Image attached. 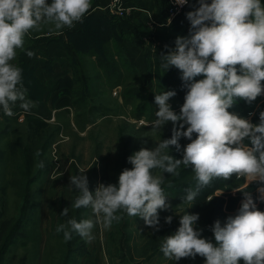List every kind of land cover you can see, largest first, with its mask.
I'll use <instances>...</instances> for the list:
<instances>
[{
	"label": "clouds",
	"instance_id": "clouds-1",
	"mask_svg": "<svg viewBox=\"0 0 264 264\" xmlns=\"http://www.w3.org/2000/svg\"><path fill=\"white\" fill-rule=\"evenodd\" d=\"M188 0H176L183 5ZM200 6L187 13L191 22L190 35L177 37L175 49L161 57V67L174 66L182 72L188 92L180 114L168 103L174 90L155 96L158 105L153 128H162L171 121L179 127L173 135L154 148H141L131 155L132 168L124 169L117 184H99L89 189L86 169L72 175L70 186L77 196L74 209L91 208L94 218H70L57 226L65 241L78 234L87 243L94 239L97 225L108 229L121 219L118 213L141 217L150 227L159 225L160 210L167 209V195L162 187L163 173L178 175L183 164L191 165L197 187L189 189L186 201L191 203L201 187L213 178L226 180L235 176L247 183L260 185L259 200L264 201V111L259 123L230 112L237 98L252 103L264 94V3L262 0H199ZM91 0H0V110L13 116V105L19 102L24 112L36 106L27 98L22 68L14 61L23 51L25 38L41 23L54 24L57 33L82 22L91 8ZM27 55H35L27 51ZM203 75V79L196 80ZM185 125L188 127L184 130ZM196 134L195 138L193 135ZM187 138L183 158L169 154L171 146L180 147L179 139ZM251 146L245 144V139ZM39 155V153H38ZM39 167H44L41 162ZM156 170H159L157 173ZM244 199L235 215L222 225L217 220L212 228L215 242L203 238L195 225L199 214L181 216L180 226L164 238L161 250L165 257L176 261L197 255L205 264H264V211L257 207L250 191L237 186ZM211 200V199H210ZM69 208L61 215L67 217ZM172 217L166 218L171 223Z\"/></svg>",
	"mask_w": 264,
	"mask_h": 264
},
{
	"label": "rangeland",
	"instance_id": "rangeland-1",
	"mask_svg": "<svg viewBox=\"0 0 264 264\" xmlns=\"http://www.w3.org/2000/svg\"><path fill=\"white\" fill-rule=\"evenodd\" d=\"M156 1L159 4L166 3L165 0ZM208 2L211 3V0H208ZM262 3H264V0H262ZM126 4L134 8L133 12L135 11V14L117 16L110 12L108 4L102 7L99 3L94 8V12L99 14L97 17L105 14L108 17H116L120 21L130 19L135 24L140 25L141 21L143 22L140 14L143 13L145 8L147 9L146 4L140 0H126ZM199 6V0H191L185 14L195 11ZM87 25L90 27L95 25L100 28L104 27L103 23L102 25L98 24L97 18H89ZM155 27L150 25L148 30L143 27L147 31L144 33L147 35V38L143 39L145 43L149 42L148 37H151V31ZM72 28H65L58 34L54 24L49 23L31 30L30 34L34 38L35 35L42 37V34L50 32L52 35L45 39L47 42L55 41L66 47V66L70 71L67 69L64 73V70L62 71L64 63L56 57L55 60H52L42 55L41 59H37L34 55L28 62L27 51H34L39 39L35 41L31 36H26L24 50H18L14 63L22 68L23 85L30 92L27 93V98L34 101L36 106L26 113L19 107V102H17L13 105L15 113L13 116H7L0 110V127H4L6 124L11 125V138L17 135L16 131L25 135L29 130L30 123L28 121L31 119L48 122L52 127H60L48 153L51 168L33 187L35 218L38 220L41 239L33 241L29 238V236L35 237L37 232H35V225L28 223L25 233L26 242L23 241L24 239L19 240L12 246L7 256V264H45V261L47 264H53L55 262L54 256L57 255L60 244L53 232L55 221L52 219L51 214L53 212L57 214L61 199L65 207H69L73 201L74 188L72 189L70 186V178L74 175L73 165L75 163L78 170H80L87 169L96 162L99 171L98 185L101 183L105 185L115 184L120 176L117 175V172L120 171L121 164L119 161L124 153L125 141H122V139L131 141L128 147L133 148L131 153L133 155L141 148H154L163 139H169L173 135L174 126L178 128L179 123H182L177 122L174 125L173 122L169 121L162 128L152 127V122L156 119L155 113L158 111V105L155 103L157 94L174 90L176 95L171 97L168 103L173 111L180 114L189 90L186 82L182 79V72L180 76H160L161 73L157 70H151V61L147 63L146 60L148 69L144 74L141 67L145 62L142 66H139L127 57L128 62L126 63L125 59L121 60L119 57V59H116L120 61L119 69L114 71H118L120 75L113 73L111 78H108L96 57L90 55V38L79 32L80 26ZM69 30L76 32V36L73 35L70 39ZM190 30L191 22L189 27L183 31V34L189 36ZM116 33L117 42H120L121 33L118 29ZM77 37H80L78 43H72V39ZM112 42L114 44L111 43L110 46L116 44L114 41ZM48 44L44 43L43 45L47 47ZM39 48L38 50L43 54V51ZM112 52L117 51L113 50ZM32 64H34V68L31 67ZM41 69L44 72L60 70H58L59 74L55 73L48 76ZM35 70L41 77L36 75ZM79 72L83 77L78 75ZM30 73H34V77L39 78L41 82L31 78ZM118 76H121L122 83L113 86L111 83L116 81ZM203 78V75H200L195 79L200 80ZM84 80H88V82L85 83ZM41 84L44 92L41 91ZM84 85L85 87L87 85L89 96L91 95L87 102L78 98L74 93L77 90H83ZM262 85H264V81H262ZM129 87L134 88V90L141 89L142 91L138 94L130 92L124 95L125 90ZM93 105L100 106L99 112L95 113V116L87 111L88 107ZM229 111L238 114L242 118L249 119L253 124H258L259 114L264 111V94L258 96L252 103L237 98ZM187 127L185 125L184 130ZM193 136L195 137L196 134ZM180 139H185V137ZM244 143L251 146V141L248 138L245 139ZM180 150L178 149L176 153L177 158L179 155H183ZM11 167L10 162L7 168L5 163H0V212H3L2 217L4 219H10L16 214L19 203L15 185L6 184L5 182V172H9ZM132 167L133 165L130 164L129 169ZM181 167H184V165L181 164ZM190 184H197L195 172ZM237 186L244 191H250L256 199L257 205L264 202L257 198L259 196L257 189L260 185L256 182L247 183L244 179H237L235 176L228 180L213 178L209 185L201 187L199 194L191 203L186 201L188 190L179 193L172 201H169L174 205L160 210L159 225L155 228L147 226L143 219H137L136 216H131L128 220L120 214L118 215L122 216L124 220L118 221L119 230H116L112 225L108 229L97 225L93 230L94 239L91 243H87L81 238L86 244V253L78 254L74 264H95L96 262H103V264H203L202 257L199 255L195 258H181L179 261L165 257L162 251L155 257L149 258L148 255L152 253V247L161 248L164 238L178 230L181 216L186 212L199 214V219L195 225L197 230H200L201 217L211 207L218 204L220 199L225 200V211L234 213L236 211L234 209L238 208L244 199L242 191H234ZM86 215V219L94 218L91 208H88ZM169 216L172 217L171 223L166 222V218ZM97 240H100L98 247L95 245L91 248L99 250L98 257L93 256V254L89 255V246L96 244Z\"/></svg>",
	"mask_w": 264,
	"mask_h": 264
},
{
	"label": "trees",
	"instance_id": "trees-1",
	"mask_svg": "<svg viewBox=\"0 0 264 264\" xmlns=\"http://www.w3.org/2000/svg\"><path fill=\"white\" fill-rule=\"evenodd\" d=\"M166 3L168 5L167 0ZM91 4L92 6L89 12L83 18V21L75 23L73 27L75 28L76 26H80L81 28H79V32L84 34L83 36L90 38L89 41L90 49H91L90 55L96 57L97 61H99L100 67L105 72L107 77L111 78V75L113 73L120 75L118 71H114L119 69L120 61L116 59H119L120 57L121 60L125 59V63L128 62L126 56L123 53V48L121 46V43L117 42L118 37L116 30L120 20H118L116 17L113 16L108 17L105 14H101V16L97 17V15L99 14H96L94 12V8L97 6L98 0H91ZM89 18H94V19L97 18L98 24L102 25L103 23L104 27L100 28L98 27V25H95L93 27L88 26L87 22ZM141 24L142 23H140V25ZM75 34L76 32L70 30L68 32L70 39L71 36L73 35L76 36ZM79 39L80 37L73 38L72 43L77 44ZM112 41L116 43L114 46H110L111 43H113ZM113 50H116L117 52H112ZM33 74L34 73L32 74L30 73V77L40 81L39 78H37L36 76L34 77ZM78 75H81V73L79 72ZM84 81L85 83L88 82V80H84ZM120 83H122L121 76H118V79L112 82L111 84L115 86ZM42 86L43 85L41 84V91L44 92ZM141 91H142L141 89L134 90V88L129 87L125 90L124 95L129 94L130 92L138 94ZM28 92L29 90L27 91V93ZM74 93L75 95L78 96V98L82 99L83 101L85 100V102H87L88 98L91 96V95L89 96V93L87 91V85L86 87L84 85L83 90H77ZM84 108L86 109V107ZM99 109L100 106L93 105V106H89L87 111L91 115L95 116V113H98ZM28 123H30L29 130L26 132V134L23 135L19 131H16L15 133H17V135L14 138H11L12 136L11 125L6 124L4 127H0V163H5L6 168L9 162L12 165L11 170L8 169L9 172L7 173L5 172V177H6L5 182L6 184L15 185L17 189V196L19 198L16 214L12 216V218L4 219L2 217L3 212H0V264H7V256L9 255V252L11 251V248L15 243L23 239H24L23 241L26 242L27 237L25 233L27 231L26 227L28 223L34 224L36 230L35 232H37L35 233V237L29 236V238L33 241L36 240L39 241V239H41V232L38 228V220L35 218V194L33 191L34 189L33 187L35 183L41 180L43 176L47 174V172H49L51 168V164L48 161V153L50 147L54 142V138L57 136L60 130V127L59 126L52 127L50 123L37 119H31L28 121ZM193 138L195 137L193 136ZM122 141H125L123 147L124 153L122 155L121 160L119 161L121 165H120V171L119 173L117 172V175H120L124 169L126 168L129 169V165L131 164L129 163V159H128L131 156L133 149L128 147V144L130 145L131 141L124 139H122ZM188 143H190V141L187 138L180 139L179 140L180 147L177 148L176 146H171L169 150V154L176 159H181L183 155H179V157L177 158L176 153L178 149L179 150L181 149L180 151H182L183 153V149ZM41 162L44 164V167L42 168L39 167V164ZM77 167L78 166L75 163V165H73L74 175L79 174V170ZM156 171L158 173V170ZM177 172L178 175L163 173L165 177V182L162 185V187L166 195L168 196L167 202L169 204V207L174 205L169 201H172L175 196H177L179 193H182L189 189H193L194 187L197 186V184H190L191 178L194 176V169L191 165L187 167L180 166L177 169ZM85 174L87 175L89 180L90 191L95 192L96 188L98 187V177H99L98 164L94 162L90 167L86 169ZM118 181L119 178L115 181V184L118 185ZM75 191L76 189L74 188L73 201L77 196V193ZM72 202L68 207L69 213L67 217L61 215L63 209L66 208L62 199L60 200L57 214L55 212L51 214L52 219L55 221V224L53 226V232L55 237L57 238V241L60 244L57 250V255L54 256L55 262L53 264H74V260L78 254L86 253V246H85L86 244L78 234L73 233V238L70 241H65L63 232L58 233L56 231L58 225L66 223V221L70 218H76L78 221L86 219L87 217L86 211L88 210V208L74 209L71 207ZM240 207L241 204L239 205L238 208L234 209L236 210L234 213H227L225 211V200L220 199L218 201V204L211 207V209L208 210L201 217V222H200L201 236L203 238H207L215 242L214 232L212 230L215 222L219 220L223 225L226 222L227 217L230 215H235ZM257 207L261 211H264V202L258 204ZM118 214L126 217L128 220L131 217L123 212ZM122 216L121 219L118 221L124 220ZM136 218L142 219L141 217L138 216H136ZM118 221H114L112 223V226L116 230H119ZM161 251L162 250L160 247L157 248L152 247V253L148 255V257L149 258L155 257ZM202 261L203 264H205L204 257H202ZM45 264H47L46 261ZM241 264H243V261H241Z\"/></svg>",
	"mask_w": 264,
	"mask_h": 264
},
{
	"label": "crops",
	"instance_id": "crops-1",
	"mask_svg": "<svg viewBox=\"0 0 264 264\" xmlns=\"http://www.w3.org/2000/svg\"><path fill=\"white\" fill-rule=\"evenodd\" d=\"M143 1L147 7L145 10H143V13L140 14V18L143 19V22L141 21V25L135 24L132 20H123L120 22H123L122 24H119L117 26V29L121 33V46L123 48V53L125 56L134 62L137 63L139 66H142L144 62L147 60V63H150L151 61V70L161 73L160 76H180L181 70L177 69L174 66L169 67L168 70H165L161 67V57L163 55L168 54L170 51L175 49V41L177 37H187L188 35H184L183 31L189 27L190 20L187 19V15L185 14L186 8L179 16H177L174 19L169 20V14H168V5L165 4H159L156 0H140ZM51 0H49V3ZM166 2V0H165ZM98 3L101 4L102 7L104 5H107L110 3V0H98ZM135 14V11L133 12ZM138 15V13H137ZM139 16V15H138ZM119 22V23H120ZM49 23H41V25H46ZM153 25L155 28L151 31L149 38V42H144V38H147V35L144 33L146 32L143 27L148 28L150 25ZM121 26V27H120ZM52 34L50 32L42 34V37H38V35H35V38L31 36V34L27 35L28 37L31 36L35 41L39 39L38 45L35 47V50L32 51L35 53V57L37 59H41V56L44 55L45 58L55 60L56 58H59V60L64 63V67L62 68V71L64 70V73L67 71L66 66V59L67 58V51L65 50L66 47L62 46L61 43H56L55 41L47 42L45 39H47ZM67 38V36H66ZM41 43V44H40ZM44 43H49L47 47H44ZM41 47V48H39ZM38 48L43 51V54L38 50ZM44 48V49H43ZM49 52V53H48ZM33 57V56H32ZM32 57H27V61L30 62ZM31 63H33L31 61ZM34 64L31 65L33 67ZM34 68V67H33ZM70 68V66H69ZM141 69L144 71V74L147 72V65L145 64L141 67ZM60 70V69H58ZM58 70H53L52 72H44L43 73L48 76L54 75L55 73H58ZM70 71V69H68ZM36 75L38 74L37 70H35ZM148 76V75H147ZM100 240H97L93 244V246H89V255L93 256H99L100 252L98 249H92L91 247H98ZM95 264H103V262H96Z\"/></svg>",
	"mask_w": 264,
	"mask_h": 264
},
{
	"label": "built area",
	"instance_id": "built-area-1",
	"mask_svg": "<svg viewBox=\"0 0 264 264\" xmlns=\"http://www.w3.org/2000/svg\"><path fill=\"white\" fill-rule=\"evenodd\" d=\"M168 1V14L169 20L174 19L179 16L189 5L191 0H188L186 4L180 5L176 3V0ZM108 9L110 12L117 16H124L133 13L134 8L126 4V0H110L108 4Z\"/></svg>",
	"mask_w": 264,
	"mask_h": 264
}]
</instances>
